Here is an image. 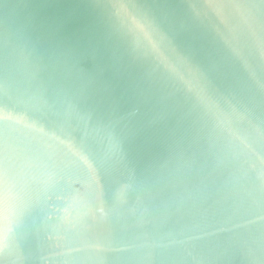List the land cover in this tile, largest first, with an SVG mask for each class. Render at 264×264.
Instances as JSON below:
<instances>
[{
  "label": "water",
  "instance_id": "95a60500",
  "mask_svg": "<svg viewBox=\"0 0 264 264\" xmlns=\"http://www.w3.org/2000/svg\"><path fill=\"white\" fill-rule=\"evenodd\" d=\"M0 264H264V0H0Z\"/></svg>",
  "mask_w": 264,
  "mask_h": 264
}]
</instances>
